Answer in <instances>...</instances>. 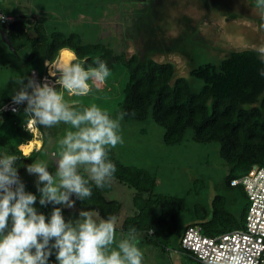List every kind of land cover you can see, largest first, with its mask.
<instances>
[{
  "label": "rangeland",
  "instance_id": "374dc122",
  "mask_svg": "<svg viewBox=\"0 0 264 264\" xmlns=\"http://www.w3.org/2000/svg\"><path fill=\"white\" fill-rule=\"evenodd\" d=\"M2 2L0 0L2 12L31 14L30 21L39 20L37 22L43 24L49 34L54 31L78 33L85 42L105 41L114 49L127 50L130 54L140 51L146 55L148 49L145 42H152L157 37V44L164 42V51H151V48L147 52L158 61L173 62L176 76L186 77L195 91H200L204 83L190 75L193 67L206 62L219 63L232 50L256 49L264 44V28L260 27L264 20L251 0H19L4 6ZM36 15L40 18H35ZM27 53L28 49L17 53L0 34V92L12 94L13 89L18 87L13 79L15 76H34L24 62ZM64 57L65 60L71 58L69 54ZM57 61H54L55 64ZM55 64L51 70H54ZM115 70L104 81L95 82L89 94L76 96L66 93V99L76 106L96 104L113 116L124 113L121 103L129 74L122 66ZM45 71L44 67L37 68L39 75ZM120 124L123 143L111 150L119 161L154 174L155 193L184 200L179 219L183 229L196 221L197 203L210 207L216 194L230 197L231 192L226 187L230 165L221 157L218 141H196L190 129L181 142L167 144L164 141L165 128L151 115L144 120H129L124 116ZM67 128L62 123L48 128L46 134L50 141L42 153H54L58 149L57 139L64 135ZM33 141L31 143L34 144ZM50 159L49 171L52 172L55 158ZM21 179L26 190L36 192L34 174L25 170ZM108 184L109 188L104 186L107 198L122 204L117 217L119 238L122 233H127L122 229L123 220L137 210L135 200L143 201L148 193L139 194L134 188L113 178ZM36 206L45 214L53 207L52 204L41 206L38 203ZM79 211L75 203L70 208H62L66 219L74 218ZM136 235L138 246L143 251V264H205L184 253L179 238L168 253L147 244L142 233L136 232ZM49 260L55 264L54 255Z\"/></svg>",
  "mask_w": 264,
  "mask_h": 264
},
{
  "label": "trees",
  "instance_id": "16d2710c",
  "mask_svg": "<svg viewBox=\"0 0 264 264\" xmlns=\"http://www.w3.org/2000/svg\"><path fill=\"white\" fill-rule=\"evenodd\" d=\"M0 26L5 28L1 22ZM31 30L36 33L33 38ZM7 32L17 53L28 49L24 62L31 71L38 67L47 71L45 61H56L64 48L71 49L85 67L93 65L96 58L107 62L110 73L124 67L129 74L121 103L125 118L144 120L151 115L165 128V143L181 142L190 129L196 141H218L220 155L230 165L226 187L231 194L230 197L216 194L210 207L197 203L194 223L201 224L210 235L244 226L248 211L246 193L242 185H231V180L247 173L254 164L264 165V76L259 75L264 64L255 49L232 50L219 63L206 62L193 67L190 75L204 83L200 91H195L186 77L176 76L173 62L158 61L147 52L151 48V51H164L165 44L163 41L157 44V37L145 42L148 50L144 55L140 51L131 54L127 50L118 51L105 41L85 42L78 33L54 31L49 34L43 24L27 21L23 16L12 22ZM11 95L0 92V109ZM24 107L22 104L16 113L0 111V150L13 151L20 156L17 161L20 178L26 170L25 165L45 150L25 153L38 149L33 146L40 141L31 143L34 134L27 128L30 118L24 114ZM109 158L116 165L113 179L139 194L148 193L143 201L135 200L137 210L123 220L122 229L127 232L135 227L147 244L168 253L178 238L181 245L186 228L181 227L179 220L184 200L155 193V175L119 161L111 149ZM105 186L109 188V184ZM106 192V187L93 186L91 197L84 201L74 196L73 199L80 210L95 211L102 217H118L122 204L107 198Z\"/></svg>",
  "mask_w": 264,
  "mask_h": 264
},
{
  "label": "clouds",
  "instance_id": "9594fccd",
  "mask_svg": "<svg viewBox=\"0 0 264 264\" xmlns=\"http://www.w3.org/2000/svg\"><path fill=\"white\" fill-rule=\"evenodd\" d=\"M251 3L264 20V0ZM3 19L0 13V21ZM255 51L264 64V44ZM50 74L56 77L51 83L38 82L34 76L13 77L18 87L11 99L25 105L24 114L34 125L48 129L62 123L68 128L57 139L54 153H42L25 165L36 177V192L26 190L19 176L20 156L0 151V264H53L52 255L55 264H143L135 227L118 238L115 215L102 217L81 209L77 216L66 219L62 212L73 206V196L86 200L92 196L93 186L103 188L116 172L109 151L123 143L120 121L125 113L113 116L96 104L76 106L66 99V93L87 95L95 82L104 81L110 74L107 62L96 58L85 67L73 54L68 60H59ZM259 75L264 76V68ZM50 158H55L52 172ZM37 203L53 207L45 214Z\"/></svg>",
  "mask_w": 264,
  "mask_h": 264
},
{
  "label": "built area",
  "instance_id": "2783aa9c",
  "mask_svg": "<svg viewBox=\"0 0 264 264\" xmlns=\"http://www.w3.org/2000/svg\"><path fill=\"white\" fill-rule=\"evenodd\" d=\"M0 21L5 29L17 17L6 15ZM54 62L45 61L47 71L39 75L33 70L38 82L51 83L56 79L50 74ZM22 104H14L12 99L0 111H19ZM31 119L27 123L29 132L35 133ZM242 185L248 199V211L243 227L216 235L206 233L199 223L188 224L181 237V248L199 262L205 264H264V165L254 164L251 169L231 180V185Z\"/></svg>",
  "mask_w": 264,
  "mask_h": 264
},
{
  "label": "crops",
  "instance_id": "0c3cea01",
  "mask_svg": "<svg viewBox=\"0 0 264 264\" xmlns=\"http://www.w3.org/2000/svg\"><path fill=\"white\" fill-rule=\"evenodd\" d=\"M19 0H3V2H2V4H3V6L4 5H6V3H8V2H12V4H14V3H17ZM12 6H14V5H12ZM13 8V7H12ZM0 10H2V11H4L2 8H0ZM4 13V12H3ZM5 14V13H4ZM6 15H9V16H15V17H17V18H22V16H23V18L24 19H31V17L30 16H33V15H31V14H24L23 12L22 13H20V14H6ZM37 16V17H36ZM36 16H34L35 18H40V16L38 17V15H36ZM36 22L38 21L39 22V20H35ZM65 54H69L70 56H72L73 54H75L71 49H69V48H64V49H62L61 51H60V54H59V57H58V61L57 62H59V60H61V59H64L65 57ZM76 55V54H75ZM56 62V61H55ZM55 62H54V64H55ZM35 127H34V132L35 133H33L34 134V137H33V139H31V140H36V141H38V140H40V144H36V145H34V146H37V145H41L40 147H38V149H36V150H34V149H31V150H29L28 152H25L26 154H31L32 152H38L39 150H41V149H45L46 148V146L48 145V142L50 141V138L47 136V134H46V128H43V126H40V125H34ZM54 135H55V132H54ZM52 135L50 134V137H51ZM37 137V138H36ZM53 137V136H52ZM49 138V139H48ZM38 139V140H37ZM79 209V208H78ZM80 210V209H79Z\"/></svg>",
  "mask_w": 264,
  "mask_h": 264
},
{
  "label": "water",
  "instance_id": "95a60500",
  "mask_svg": "<svg viewBox=\"0 0 264 264\" xmlns=\"http://www.w3.org/2000/svg\"><path fill=\"white\" fill-rule=\"evenodd\" d=\"M0 34H1V36H2V38H3V40H4V42H6L11 48H13V45H12V43L10 42L11 40H10V38L8 37V32H7V30L4 28V27H2V26H0ZM30 35L32 36V37H35L36 36V33L33 31V30H31L30 31ZM14 49V48H13ZM15 50V49H14Z\"/></svg>",
  "mask_w": 264,
  "mask_h": 264
},
{
  "label": "bare ground",
  "instance_id": "6f19581e",
  "mask_svg": "<svg viewBox=\"0 0 264 264\" xmlns=\"http://www.w3.org/2000/svg\"><path fill=\"white\" fill-rule=\"evenodd\" d=\"M37 138V137H36ZM38 140V139H37ZM40 141V140H39Z\"/></svg>",
  "mask_w": 264,
  "mask_h": 264
}]
</instances>
